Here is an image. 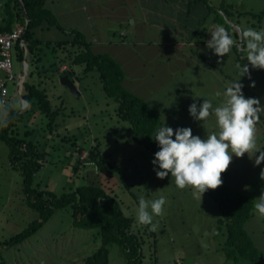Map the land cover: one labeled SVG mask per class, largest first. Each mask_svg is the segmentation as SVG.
<instances>
[{"label":"rangeland","instance_id":"rangeland-1","mask_svg":"<svg viewBox=\"0 0 264 264\" xmlns=\"http://www.w3.org/2000/svg\"><path fill=\"white\" fill-rule=\"evenodd\" d=\"M13 1L0 0V23L6 10L4 5L10 3L13 6ZM186 2L170 4L165 1L170 8L168 14H172L173 19H165L166 28L154 29L148 27L151 18L148 16V20L140 22L142 34L133 33V18L128 23L105 20V29L113 42L121 40L119 33L122 31L126 34L123 39L134 43L138 37L141 41L154 43L150 47L152 50H147L152 53L159 51L158 55L151 57L143 53L141 58L146 64L133 77L127 76L120 66L125 74L122 84L130 93L144 100L160 120L151 134L153 142H156L157 130L164 124L173 130L191 128L192 134L201 139L220 131L214 112L201 122L189 115L188 108L193 102L199 105L203 100H209L213 109L224 103L223 93L227 85L239 79L236 65L247 64L237 61L241 52L242 56L247 55L243 51L245 43L241 40V32L247 28L264 29V16L258 17L264 12V0ZM44 5L65 33L79 31L83 14L74 11L84 5L82 0H46ZM222 7L229 13L222 12ZM218 25L224 27L235 41L230 53L224 57H217L212 49L206 47V41L210 40L211 32ZM35 32L38 39L52 44L66 38L65 33L56 29H36ZM62 48L68 51L65 46ZM41 49L44 56L38 63V74L34 72L31 79L26 75L24 81L31 80L47 93L51 108L58 113L52 119V130L47 128L48 120L43 114L36 108H28L25 102L21 105L19 97H14L16 80L5 85L8 101L4 108L0 105V129L11 108L18 113L24 106V109L28 108L21 111L24 112L23 121L16 123L14 129L19 138L31 142L39 153L45 154L42 167L33 178V184H38L41 190L51 192L56 198L85 184L102 185L106 191L112 190L121 211L132 219L130 230L140 244L141 255L135 263H130V255L111 244L108 246V264H252L245 258L233 260L226 256L225 226L218 222L222 215L216 203L204 193L201 201L194 198L191 187L177 188L171 174L164 179L157 178L151 163L154 156L133 141L130 125L117 117V104L106 97L98 72L93 70L83 76L79 68H71L69 62L64 63L79 78L68 77L80 92V96H73L59 83V78L67 75L59 76L61 73H57L59 57L66 52L53 51L49 47ZM186 53L191 55L183 56ZM47 61L52 66H48ZM248 67L251 79L243 76L238 80L243 84V95L246 99H259L264 105V70L253 69L250 64ZM22 69L23 62L13 54L12 72L16 78ZM253 81L255 86L250 87ZM259 115L254 137L257 147L264 149V112ZM24 132L28 135L25 136ZM91 146L99 149L101 156L117 169L108 181L93 165L84 164L90 163L87 150ZM9 160V147L0 140V264H84V260L100 247L101 241L96 230L73 226L72 212L68 207L54 210L43 227L21 244L6 247V241L39 218V213L27 204L22 191V176L11 167ZM262 169L264 161L255 165V157L249 158L245 154L237 158L233 155L227 169L228 184L248 195L255 205L264 190V180L260 179ZM160 197L165 199V204L162 214L153 217L158 229L152 232L149 231L150 226L136 222V211L141 198L150 204ZM245 228L254 244L264 251V216L255 208Z\"/></svg>","mask_w":264,"mask_h":264},{"label":"trees","instance_id":"trees-1","mask_svg":"<svg viewBox=\"0 0 264 264\" xmlns=\"http://www.w3.org/2000/svg\"><path fill=\"white\" fill-rule=\"evenodd\" d=\"M44 1L14 0L13 6L10 3L5 4L6 10L0 23V33L11 32L16 25L25 26L22 39L26 48L28 79H31L33 73L37 71L38 63L42 61V47H52L54 50L66 52L62 48L65 46L68 51L59 57V67L69 62V66L79 68L83 76L96 70L106 97L113 99L117 104V117L130 125L133 141L149 150L154 156L159 151L157 143L151 139V134L160 123L156 113L144 100L124 88L122 84L124 72L121 67L110 56L93 53L80 32L70 30L65 33L52 13L45 8ZM221 9L222 12L229 13L225 8ZM262 16L264 12L258 14V17ZM36 29H56L65 33L66 38L53 44L43 42L36 37ZM13 52L15 57L23 62V50L18 43L14 46ZM237 58L239 62L247 61V58L240 54ZM62 74H66L67 77L75 76L73 69L59 76ZM22 99L28 104V108H36L45 116L48 120L47 128L52 130L51 126L54 123L52 119L57 117L58 113L51 108L45 90L39 89L31 80H26L23 82ZM23 113H18L12 108L6 113V119L0 129V140L9 147L11 167L21 174L22 191L26 196L27 204L39 213V218L24 231L6 241V247L21 244L43 227L54 210L68 207L72 212L73 226L78 229L96 230L101 241L100 247L84 260V264H108V246L111 244H116L125 255H130V263H135L141 255L140 244L130 230L132 219L126 217L121 211L116 197L111 193L112 190L106 191L102 185L85 184L56 198L51 192L41 190L38 184H33V178L41 169L45 154L39 153L31 142L17 136V130L14 128L16 123L23 121ZM24 135L28 133L24 132ZM87 155L88 162L95 166L105 181L113 178L112 176L117 173V169L101 156L96 147L91 146L87 150ZM228 179L229 174L226 170L221 174L222 185L215 190L208 189L204 192L211 201L216 203L222 215V219L218 222L225 226V254L229 259L236 260L241 257L252 264H264V251L254 244L245 228L247 222L253 217V201L245 193L232 189Z\"/></svg>","mask_w":264,"mask_h":264},{"label":"clouds","instance_id":"clouds-1","mask_svg":"<svg viewBox=\"0 0 264 264\" xmlns=\"http://www.w3.org/2000/svg\"><path fill=\"white\" fill-rule=\"evenodd\" d=\"M210 35L211 39L206 41V47L212 49L214 55L224 57L230 53L235 41L224 27L218 25ZM241 40L245 43L248 63L236 65L239 79L243 76L251 79L249 64L253 69L264 70V29L257 31L247 28L241 32ZM238 80L227 85L221 106L213 109L209 100H203L199 105L193 102L188 108L189 115L201 122L214 112L220 129L218 133L214 132L206 139H201L193 135L192 129L188 127L173 130L164 124L157 130L154 140L159 151L151 161L157 178L164 179L171 174L177 188L191 187L194 198L201 201L206 190H215L222 185L221 174L228 169L233 155L237 158L245 154L249 158L255 157V165L264 161V149L257 147L254 137L255 125L260 119L259 114L264 112V105H261L259 99H246L242 92L243 84ZM249 86L254 87L255 82ZM260 179L264 180V169L261 170ZM164 204L163 197L150 204L141 198L136 211V222L141 226H150L149 231H157L158 224L153 223V217L162 214ZM254 208L264 216V190Z\"/></svg>","mask_w":264,"mask_h":264},{"label":"crops","instance_id":"crops-1","mask_svg":"<svg viewBox=\"0 0 264 264\" xmlns=\"http://www.w3.org/2000/svg\"><path fill=\"white\" fill-rule=\"evenodd\" d=\"M165 1L170 4H173L174 1H176V4L179 1L181 2V4H184L186 2V0H82L84 5H80V10L79 8H77V10L74 11L79 14H83V17L81 18L82 24L80 25V27H78V32L83 35L93 53L105 54L110 56L119 66L124 69L127 76L130 75L131 77H133L134 75H137L146 64V61L141 58L143 53H148L151 57L155 54L158 55L159 51L156 53H152L146 49L150 48L151 44H154L153 42L141 41L138 37L135 38L136 42L134 43L130 40L123 39L126 37V34L122 31L119 33L121 40L119 42H113L110 39L107 30L105 29V27H107L105 20L114 19L115 21H120L121 23H128L130 18H133L131 21L132 26H134L133 33L135 32L137 34H142L143 31L141 30L143 29L140 22L142 19L148 20V16H151L148 21V27L154 29H164L166 28V26L164 25L166 21H171L173 19L172 14H168L170 8L167 7ZM44 2L46 4V0ZM134 4L135 8L133 7ZM153 13H155V16H152ZM158 18L164 19V21H160V19ZM81 20L77 21L80 23ZM70 21H72V19ZM38 31H42V29H38ZM200 43L203 42L200 41ZM168 46L170 45L168 44ZM49 49L53 50L52 47H49ZM131 49L138 50L133 51ZM150 49L152 50V48ZM138 52H141V54ZM187 55L191 54L186 53V55L184 54L183 56ZM240 55H242V52ZM243 57H247V55L243 54ZM241 63H248V61L245 60ZM48 66L52 65L48 63ZM51 70L52 72L54 71L52 67ZM42 71L44 72L45 70ZM3 76L4 74L0 72V80L4 78ZM123 86L124 88H126V85Z\"/></svg>","mask_w":264,"mask_h":264},{"label":"built area","instance_id":"built-area-1","mask_svg":"<svg viewBox=\"0 0 264 264\" xmlns=\"http://www.w3.org/2000/svg\"><path fill=\"white\" fill-rule=\"evenodd\" d=\"M24 27L22 25H16L11 32L0 33V72L4 74V78L0 80V105L4 108L8 101L7 99V91L5 88L6 82H17V89L14 94V97H19V102L22 105L24 100L22 99L23 92V70L16 78L12 72V57H13V49L14 46L18 43L21 48H25V44L23 42L22 36L24 32ZM69 68L67 65L63 64L59 67L58 73H63L68 71ZM10 106V105H9ZM90 164L92 163H84ZM94 166V165H93ZM95 168V166H94ZM96 169V168H95Z\"/></svg>","mask_w":264,"mask_h":264},{"label":"water","instance_id":"water-1","mask_svg":"<svg viewBox=\"0 0 264 264\" xmlns=\"http://www.w3.org/2000/svg\"><path fill=\"white\" fill-rule=\"evenodd\" d=\"M27 21V19H26ZM23 50V54H24V60H23V64H24V70H23V82H24V79L27 75V71H28V62H27V59H26V48H22ZM23 82H22V86H23ZM59 83L60 85H62L63 87L67 88V90L69 91V93L73 96H80V92L77 90V87L74 83L73 80H71L70 78L66 77V76H62L59 78ZM25 102V101H24ZM26 106L28 105L26 102H25ZM24 106L22 108V110L26 107ZM21 110V111H22ZM20 111V112H21Z\"/></svg>","mask_w":264,"mask_h":264}]
</instances>
